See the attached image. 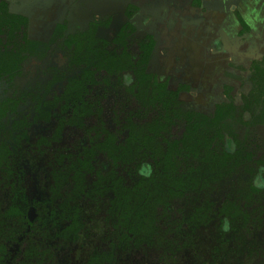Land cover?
Here are the masks:
<instances>
[{
  "label": "rangeland",
  "instance_id": "rangeland-1",
  "mask_svg": "<svg viewBox=\"0 0 264 264\" xmlns=\"http://www.w3.org/2000/svg\"><path fill=\"white\" fill-rule=\"evenodd\" d=\"M8 1L12 12L28 16L29 38L40 43L46 53L42 56L41 49L20 75L11 79L0 78V100L21 99L29 93V97L20 102L19 110L25 113L34 110L37 98L49 99L60 93L64 80L75 73L66 51L60 50L64 37L60 24L66 22L68 12L61 8L59 13H54V4L49 0ZM190 2L183 1L176 10L189 20H185L181 32L196 31L188 26H196V19H199ZM192 2L196 5L197 1ZM127 3L125 0L116 12L110 14L112 17L91 22L99 24L97 35L112 44L110 49L117 32L128 21ZM92 5L89 4L91 9ZM150 12L134 17L132 22L138 34L152 28L154 8ZM90 19H84V22L88 23ZM81 25L84 27L83 22ZM78 29L85 31L87 27L82 29L80 24H66L67 33ZM161 31L164 33L161 32L159 38V49L148 68L174 89L183 83L190 85L191 90L179 96L182 110L212 112L215 104L224 100L220 91L221 72L227 68L231 54L239 53L245 60L257 59L262 54L259 52L262 48L255 41L254 46L249 43L251 40L245 44L242 38L240 43L239 33L229 38L222 36L226 42L223 46L217 42V37L224 34L212 30L210 33L215 35V41L214 36L206 31L203 38L196 40V52L199 53L192 57L187 53L190 50L187 51L186 44L182 47L184 40H167L166 27ZM155 32H158L156 28ZM209 34L210 38L207 37ZM136 39H129L133 52H136ZM220 57L224 66L214 62ZM210 76L214 77L213 81ZM239 76L241 78L235 83L242 84L239 89L247 93L252 87L250 74L246 70ZM129 78L122 84L115 77L110 84L91 89L89 101L94 109L102 110L110 129L116 128L115 116L122 117L123 122L133 101L134 96L128 88ZM250 112L227 121L226 138H231L227 148L230 151L237 148L244 160L238 155L240 159L233 168L208 169L197 178L195 169L190 175L191 182L186 187L185 196L171 200L168 210L158 209L156 226L159 234L152 240L154 242L124 249L120 245L111 254L108 251L118 238L113 227L114 192L111 188L107 187L101 197L77 200L80 227L76 234L68 230L71 221L60 206V195L67 192L66 188L61 186L59 192L53 190L54 169L65 155L78 152L85 146L84 129L65 127L58 139L40 144V138L54 137L56 122L32 121L25 126L17 123L19 126L13 131L6 118L4 122L9 134L2 140L7 155L0 162V264H264V167L255 164V160L264 155V112L258 107H253ZM93 122L92 118L87 124ZM126 135L127 130L122 129L120 139ZM97 168L104 170L107 167L102 160ZM135 168L137 165H127L124 169L125 176L131 179L128 185L137 183L142 174L134 175ZM142 172L145 171L142 169ZM94 181L93 176L86 178L84 189H90ZM34 202L45 208L42 222L35 226L33 222L38 212L32 205ZM235 204L239 207L236 210ZM66 231L69 233L67 238L63 236ZM106 255L113 258L111 263L106 262Z\"/></svg>",
  "mask_w": 264,
  "mask_h": 264
},
{
  "label": "trees",
  "instance_id": "trees-1",
  "mask_svg": "<svg viewBox=\"0 0 264 264\" xmlns=\"http://www.w3.org/2000/svg\"><path fill=\"white\" fill-rule=\"evenodd\" d=\"M9 7L10 2L8 0H0V78L7 74L11 75L18 70L25 58L33 54L36 46V42L32 41L28 35V18L11 12ZM236 15L242 21L237 12ZM242 24L247 29L246 24ZM132 28L130 23L121 28L118 39L115 40L119 42L120 49H115L113 52H109L106 49V42L102 47L93 48L96 42L94 25H91L84 34L74 37V41H76L74 42L75 49L78 50L75 51V54L79 61L81 60V49H87L85 52L87 57L85 62L86 69L84 70V78L87 82H96L102 73L108 76L121 74L128 70V66L133 65L131 53L128 51L129 47L125 42L126 32L133 30ZM155 44L156 41L151 34L145 35L138 42L142 53L140 54V61L134 63L138 67L134 71V75L136 86L140 92V96H138L140 103L136 109H130L128 113L126 112V120L128 122L121 125L127 128L133 126L145 127L150 129V133L148 134V130H146L143 134H140L142 139H139L138 142H132L131 139H128L124 145L116 148H106L109 143L112 146L113 141L111 139H106L104 143L100 144L99 150L107 152V156L113 163H111L110 170L105 172L96 171V180L91 191L97 193L100 189L105 192L108 187L114 192L116 199L113 203L112 214L114 215L115 227L117 229L120 227L123 230L121 249L130 247L132 238H130L129 233H133L138 237L140 232H147L150 239L148 242H154L152 240L157 237L156 235L159 232L156 226L158 209L167 210L171 200L181 198L184 195L186 187L191 182L190 175L195 169L197 178L205 170L228 167L231 154L227 150L220 148V142H223V134L217 126L221 120L231 116L241 106L239 96H230L225 93L227 96L226 102L218 104L212 116L192 110H184V113L181 114L179 95L181 92L190 91V86L181 84L176 89H172L168 83L158 82L156 74L147 71V65ZM245 63H248L247 68L255 86V91L250 93V97L244 99L249 102L251 99L257 98L258 93L264 97V57L244 61L238 57L236 52L232 53L226 77L234 75L239 69L244 71ZM16 103L13 102L14 106H12L10 100L0 101V162L7 155V147L4 145L2 138L9 134L8 131L3 129L1 118L6 111L16 110L18 105ZM247 105L245 103V107L241 108V111H245ZM48 107L49 104L46 103L44 108L48 109ZM134 111L138 113L140 111H153L159 112V114L151 122L144 116L140 118L136 115L138 120L141 121L134 124L131 123ZM179 120L184 122L183 135L177 140H170L171 133H167V131L172 127H178L177 122ZM165 135H168V138H165ZM133 136H135L134 133L131 134V137ZM158 137H162L163 141L168 145L167 151H163L161 141L157 140ZM154 144L159 148L153 150L157 153L156 155H158L160 161L153 167L149 178H143L140 182L132 185L126 184L122 176V169L126 168L123 167V163L129 161L133 155H144L147 153L144 148H148L150 145L152 148ZM195 158L196 166L193 163ZM62 159L59 161L60 166L54 169L53 172V175L60 178V180H56V184L54 183L53 190L59 192L61 186L66 182L68 184L67 178L71 177L72 181L68 185L66 184L65 190L73 193L83 191L84 174L92 169L90 162L78 157L72 162V158H69L70 161L68 160V163L62 164ZM258 164L264 166V159L258 161ZM60 181H62V184ZM72 184L73 187L71 188ZM60 197L64 215L71 221L68 230H72V233L76 234L80 225V214L74 211L77 210V207H73V211H68L66 208L68 201L73 199V197L69 194L68 197L63 195H60ZM32 205L38 212L37 219L33 222L35 226L42 222L45 208L36 202ZM238 208L237 204H235V210ZM68 235L67 231L63 233L66 238L69 237ZM114 248L115 246H111V250L108 252L110 254L114 253ZM104 258L107 263L113 261L110 255H106Z\"/></svg>",
  "mask_w": 264,
  "mask_h": 264
},
{
  "label": "flooded vegetation",
  "instance_id": "flooded-vegetation-1",
  "mask_svg": "<svg viewBox=\"0 0 264 264\" xmlns=\"http://www.w3.org/2000/svg\"><path fill=\"white\" fill-rule=\"evenodd\" d=\"M122 1L124 2L125 0H122ZM127 1H128V3L125 6L127 7L126 17L128 18V21L125 23V25L127 23H130L132 25V27H133L132 28L133 30H128L126 32V36H125L126 41L125 42L127 43V46L129 47L128 51H129V53H131V57H132L131 59H132L133 65L128 66V70L126 72H123L121 74H113L111 76H108V75H105L104 73H102L100 75V78L97 79V81L94 82V83H92L90 81L87 82L85 80V78H84V70L86 69L85 62H86V59H87V57L85 55V52L87 51V49H81V55H80V59L81 60L79 61V59L77 58V55L75 54V51H78V50L75 49L74 42H76V41H74L75 40L74 37L84 34L90 28L91 25H94L95 26L94 37L96 38L95 39L96 42H95L93 48L96 49V47H98V48L102 47L103 44H105V42H106L107 43L106 49L109 52H113L115 49H120L119 42H116L115 40L118 39L119 32H120L121 28L123 26H125V25H123L120 28V30L117 32V34H116V36H115V38H114V40L112 42L114 46H113V48L110 49L112 44L109 43L106 39L98 37V35H97L99 24L97 22H93V23H91V22L92 21L101 20V19H108L109 17H112V15L110 16V14H113L114 12L102 15V14L98 13L95 9L92 10L91 8H89L88 12H89L90 18H91L90 21L88 23L87 22L86 23L83 22L84 27H82V25H81L82 22L80 23V26H81L82 29L87 27V29L85 31L78 29V30L68 31V33H67L66 32V24L69 25L68 19H66V22H64L63 24H60V28L63 29L64 37H63V42L61 44L62 46H61V48L60 47L59 48H60V50L62 49V50L66 51V56H67V59L69 60L70 65L75 68L74 75H71V77H69V78L64 80V82H63L64 85H63L62 91L60 93H58V94L52 95V97L49 98V99L37 98V102H36V106L34 107V110L33 111H27L25 113L24 112H20L19 107H20V102L22 100H24V99L29 97V95H27L29 93H27L26 96L22 97L24 99H22V98L21 99L6 98V99H3V100H0V101H3V102L7 101V100H10L12 106H14L13 102H17L16 105L18 104L17 107H16V110H14V111H6L5 115L1 118L2 127H3V129L5 131L9 132V130H7L8 129L7 128L8 125H6L5 122H4V120L6 118H8L7 119V123L9 122L8 124L10 125V129L13 130V131H15L17 129L16 128L17 126H19V125L25 126L26 124H28V123H30L32 121H34L35 123H37V122H49V121H52L54 123L56 122L55 131H54V134H55L54 137L51 136L52 138H50V137H45V138H42V139L40 138L39 139V140H41L40 144L51 143L53 140L58 139L60 132L65 127L75 126V127L83 128L84 129V135H85V138H86L85 146H83L81 148V150L78 151V152L69 153V154L65 155L63 157V159H62V164L63 163H68V160L70 161L69 158H72L71 162L76 160L78 157L83 159V160L85 159V161L88 160L90 162L91 166H92V169L90 171H87L84 174V181L86 180V178L89 179L90 176H93L95 178V180H96V171L105 172V171L111 169V163H113V161H111L110 158L107 156V152H105L103 150L102 151L99 150L100 149L99 145L104 143L106 141V139H111L113 141L112 142V146L109 143L106 148H116V147H119L120 145H124L128 139H131L132 142H138L139 139H142L140 134H143V132L146 131V130H148V134L150 133L149 132L150 129H147L145 127H138V126H133V127H130V128L122 127L121 125L126 123V122H128V121L126 120V118H124L123 122H122V117H119V116L118 117L115 116V118H114V122L116 124V128L115 129H110L107 126V124H106V122H105V120L103 118L102 110L99 109V108L94 109L93 106H92V103L89 101V97H91L90 96L91 89L93 87L98 86V85H100V86L108 85V84H110L112 82L111 80H113V78H115V77L119 78L118 80L123 84L124 82H126V80H128L129 77L132 76L131 79L129 78L130 79V83H129V87L128 88H129V90L131 92V95L134 96V98H133L134 102L132 101V103L130 105V109H136V107L140 103V101L138 99V96H140V92H139V90H138V88L136 86V78H135V75H134V71L138 68L134 63H137V62L140 61V54L142 53V50L139 48L138 42H139V40L141 38L145 37V35H147V34L148 35L151 34L154 37L155 41H156L153 53L150 56V60H149L148 65H147V71L149 73H151L149 68H148L149 67V63L152 61L154 55L157 54L156 51L159 49V47H158V44H157L158 43V38L152 32V28L150 30H148V31L142 30L141 33L138 34L137 33V29L134 26L132 21H133L134 17L137 18L140 15L145 13V11H146L145 7L153 6L152 2L154 0H136L137 2L134 1V0H127ZM138 1H140V2H138ZM196 1H197L196 5H198L200 3V0H196ZM123 2H122V4H123ZM163 2H164V0H163ZM75 3H74L75 6H84V4H85V2L83 0H76ZM196 5H194V3L192 2L191 7L192 8H198V7H196ZM177 7H179V6H176V10H177ZM237 13L239 14L240 18L243 21L242 22L239 19V17L237 16V19L239 20V23L241 24V27H242L241 31L239 32V35L241 37H237V38H240V43H241V38H242L243 41L245 40V44H247L246 36L250 32V26L248 25L247 21L245 19H243V17L240 14V12L237 11ZM21 15L26 16L28 18L27 15H24V14H21ZM242 23L246 24L247 29H245L243 27ZM64 25H65V27H64ZM163 28H165V27H163ZM158 32H160V31H158ZM210 34H212L214 36L213 40L215 41V39H216L215 35L213 33H210ZM131 37L137 38L136 41H134L136 52H133L132 47L130 48V40L129 39ZM171 37L173 38L174 35H172V33H169L166 39L168 40V38L170 39ZM185 42L186 43H184L182 45V47H184L185 44H186L187 51L190 50L187 53H190L192 57L193 56L194 57L197 56L199 51L196 52V45H195L196 42H193V41L187 42L186 40H185ZM217 42L222 43L223 46L226 44V42L223 39H221V38H218ZM201 43H199L198 45L200 46ZM250 44L252 46H254V41L251 40ZM258 46H260L262 48V50H259V52L262 53V54H260V57H264V50H263L264 49V42L261 43ZM41 49H42L41 44L36 42V46H35V49L33 50V54L29 55L27 58H25V60L21 64V67L18 70H16L13 74H11V75L7 74V75H5L3 77L11 79L13 77H16V76L20 75L21 71L23 69H25V66L27 65V63L30 62L31 59L34 58V56L38 55L41 52ZM219 52H222V50L219 51ZM44 53H45V51H43V49H42V56H43ZM237 54H238V57L240 58L239 53H237ZM231 57H232V54H231V56L229 58L228 65L226 66L227 68L224 69L223 72H221L222 76H221V79H220V91L224 95V100L221 101V102H217L215 104L214 110L212 112H210V113H207L206 115L212 116V114L215 112L216 106L218 104H220V103L226 102L227 96H226L225 93L229 94L230 96L237 95V96L240 97L239 101H240L241 106L238 108V111H235L231 116L225 117L223 120L220 121L219 125L217 126V128H219V130L223 134V142H220V148L227 150L231 154V160H229V162H228L229 165L228 166L229 167L232 166V168H233L236 165L238 159H240L242 156H241V154H239V152H238L239 150L237 151V148H235L236 150L234 149L233 151H230L227 148V145L230 143L229 141L231 140V138H226L227 128H228L227 127V121L229 119L237 118L239 115H241V114H243L245 112H250L253 107L254 108L258 107L262 112H264V97L261 96L258 93L257 94V98H253L249 102H246L244 100L245 98L250 97V93H252V91L253 92L255 91V86H254L253 81L251 80V74H250V72L248 71V68H247L248 67V63L244 64L245 65V70L244 71L247 70L249 72L250 80H251V83H252V87L250 88V90L247 93H244L243 91H241L239 89L242 84L236 85V83H235L236 80L239 77L241 78V76H239L241 74V72H242L240 69L238 71H236L237 73H234V75H230L229 77H226L227 76L226 72H227V69L229 67ZM259 58H257V59H259ZM242 60L246 61L245 59H242ZM216 61H217V64H221L222 66H224V64H223L224 60L221 57L218 58V59H214V62H216ZM60 72L61 73H63V72L66 73V71H59L58 73H60ZM157 77H158V79H157L158 82H160V83H168L166 81H161L159 79V76H157ZM209 79L213 81L214 77L210 76ZM127 82H129V81H127ZM183 84H185V83H183ZM223 87H224V90H223ZM172 89H174V88H172ZM190 90H191V88H190ZM186 92H188V91H186ZM179 101H180V98H179ZM46 103L49 104L48 109L44 108V105ZM245 103L248 104L247 105V109L245 111H241V108L245 107ZM183 111L184 110H182L181 114L184 113ZM194 111H197V110H194ZM134 112H135L134 116L132 117L133 120L131 122V123H134V124L138 123V121H141V120H138L136 115L139 116L140 118L144 116V118L148 119V121L151 122L155 118V116L159 114V112H153V111H148V112L140 111L139 113L136 112V111H134ZM198 112H200V111H198ZM200 113L204 114L202 112H200ZM14 117H16V119ZM92 118L94 119V122L91 123V124L90 123L87 124V121L89 119H92ZM10 120H12V121H10ZM17 123L19 125H16ZM177 124H178L177 125L178 127H172L171 129H168V131H167V133H171L170 140H173V141L177 140L180 137H182V135H183V131H184L183 124H184V122L179 120L177 122ZM120 127H122L123 130L124 129L127 130V135L123 138V140L120 139V131L122 130V129L120 130ZM163 132L166 133L165 131H163ZM132 133H134L135 136L131 137ZM165 138H168V135H165ZM157 140L161 141V146L163 147L162 148L163 151H167L168 150V145L163 141V138L162 137H158ZM131 148H133V146H131ZM144 149L147 150V153H145L144 155L142 154L141 156H136V155L134 156L133 155V156H131L132 158L129 161H125L123 163V167H126L127 165H130V166H133V165L136 166L137 165V168H135L137 170L135 171L134 175L140 174V172L142 173L140 175V177H139V181L138 182H140V180H142L143 178L144 179H148L150 173L153 170V167H155L156 163H158L160 161V158L158 157V155H156L157 153H155L154 150H153V149H159V148H157V146L155 144L153 145L152 148H151V145H150V147H148V148L145 147ZM238 155H240V158L238 157ZM245 159H247V158L245 157ZM263 159H264V155H262L259 159L255 160V164L257 166L264 167L263 165H259L258 164V161H260V160L262 161ZM102 160L105 163V166L107 167L104 170H100V169L97 168V165L99 163H101ZM241 160H244V159L241 158ZM195 162H196V158L193 161V163L196 166ZM118 164H120V162H118ZM58 166H60V164ZM139 169H140V171H139ZM142 169L145 171L144 173L142 172ZM122 170H123L122 176L125 179V182L128 184L129 182H131V179L127 178L125 176V174H124V169H122ZM52 177H53V179H52V183L53 184L56 182V180H60V178L55 176V175H52ZM67 181H68V184L71 183V181H72L71 177H68ZM60 182L62 184V181H60ZM66 184H67V182L63 185L64 186V187H62L63 189L66 188L65 187ZM84 185H85V182H84ZM72 187H73V184L71 185V188ZM93 188H94V184H92V187L90 189L85 190L86 189L85 188V189H83V191H79V192L76 191L75 193L68 192L69 190H66L67 192L63 196L64 197H68V194H69L74 199V200L70 199L68 201V205L66 206L68 211H73L74 210L73 207H77V210H74V211H76L79 214L80 208H79V204L77 202V200L79 198H86V197L92 198L93 196L94 197L95 196L96 197H101L106 192V191L105 192L103 191L100 194H98L100 191H102V190L99 189L97 191V193H93V192H91L93 190ZM185 193H186V191H184V195L182 197L185 196ZM115 199H116V197H115V194H114V200ZM60 200H61L60 201V206H61L62 205V203H61L62 199L60 198ZM41 207H43V206L41 205ZM167 210H168V207H167ZM63 213H64V209H63ZM115 226H116L115 222H113V227L117 231L118 238L114 241V245L112 244V246H115V249H118L120 247V245L123 244V242H121V236H122L123 230L120 227H118V229H117ZM78 227H80V225ZM129 236H130V238H132V243L130 245H132L133 247L134 246H140L144 242L148 243V241L150 240L149 239V233H147V232H140L138 237H136L133 233H129Z\"/></svg>",
  "mask_w": 264,
  "mask_h": 264
},
{
  "label": "crops",
  "instance_id": "crops-1",
  "mask_svg": "<svg viewBox=\"0 0 264 264\" xmlns=\"http://www.w3.org/2000/svg\"><path fill=\"white\" fill-rule=\"evenodd\" d=\"M74 1L76 0H49V3L55 4L54 13H59L60 9L63 8L64 11L68 12L67 19L69 24L78 25L90 18L88 9L91 7L89 4H93L92 10L95 9L100 14H108L116 12V10L122 6L123 2L122 0H83L85 2L84 6H75L73 5ZM182 1L185 0H164V2L163 0H154L151 9L145 7V13H151L150 11L154 8V23H152L151 26L153 28L152 32L158 38V47L160 44L159 38L160 36L162 37L161 32H163L161 30L165 29L162 27H166L168 30L165 36L172 33V35H174L173 38L171 37L172 39L177 38L178 40H184L182 44L186 43L185 40L187 42H196V40L203 38L206 31L210 33L212 30H215L216 33L220 31L224 34L218 36L217 39L222 36L223 38L232 37L238 34L242 29L237 19V11L240 12L243 19H245L250 26V32L246 36L247 42L253 40L256 42V45H260L264 42V0H200V3L196 5V7H198L196 8V16L199 17L198 20L196 19V26L188 24L190 28L196 29L193 33L180 31L181 28H184V24H186L185 20L189 22V20L184 17L183 13L178 14L176 11V6H180ZM192 1L193 0H191L190 4ZM184 5L185 3H183V6ZM70 6L72 8L69 10ZM181 10L183 9L181 8ZM175 12L177 15L173 16ZM80 15L83 17L80 18ZM154 25H156V27H154ZM212 26L214 28H212ZM155 28L160 32H155ZM207 37L210 38L211 36L209 35Z\"/></svg>",
  "mask_w": 264,
  "mask_h": 264
}]
</instances>
